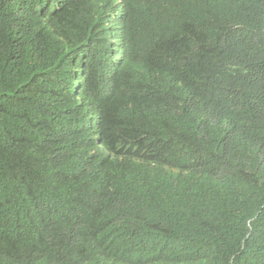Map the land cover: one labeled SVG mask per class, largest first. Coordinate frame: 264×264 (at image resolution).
<instances>
[{
    "label": "trees",
    "instance_id": "obj_1",
    "mask_svg": "<svg viewBox=\"0 0 264 264\" xmlns=\"http://www.w3.org/2000/svg\"><path fill=\"white\" fill-rule=\"evenodd\" d=\"M0 264H264V0H0Z\"/></svg>",
    "mask_w": 264,
    "mask_h": 264
}]
</instances>
